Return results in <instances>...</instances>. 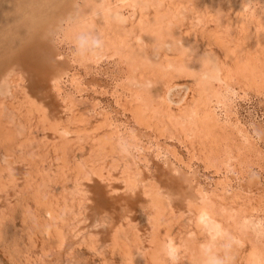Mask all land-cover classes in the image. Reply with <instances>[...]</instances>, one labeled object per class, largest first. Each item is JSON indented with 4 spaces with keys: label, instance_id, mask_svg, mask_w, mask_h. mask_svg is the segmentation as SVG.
Instances as JSON below:
<instances>
[{
    "label": "rangeland",
    "instance_id": "1",
    "mask_svg": "<svg viewBox=\"0 0 264 264\" xmlns=\"http://www.w3.org/2000/svg\"><path fill=\"white\" fill-rule=\"evenodd\" d=\"M0 84V264H201V209L264 264V0H0Z\"/></svg>",
    "mask_w": 264,
    "mask_h": 264
},
{
    "label": "clouds",
    "instance_id": "2",
    "mask_svg": "<svg viewBox=\"0 0 264 264\" xmlns=\"http://www.w3.org/2000/svg\"><path fill=\"white\" fill-rule=\"evenodd\" d=\"M112 19L121 24L127 22V18L119 12L113 13ZM104 46V41L98 33L80 32L74 40L73 55L81 59L99 60L103 56ZM11 95L12 87L0 84V97H10ZM116 143L119 154L126 159H135L144 151L143 143L139 141L135 129L132 128H128L126 132L122 131ZM204 216H209L211 219L206 209H201L195 218V222L205 236V239L199 244L201 264H233L234 250L241 245L239 236L222 226L218 231H210L207 225L200 223ZM240 228L241 231L249 232L257 238L264 237V217L256 215L243 217L240 221ZM162 251L169 264H180L182 247L174 237L169 236L164 240Z\"/></svg>",
    "mask_w": 264,
    "mask_h": 264
},
{
    "label": "bare ground",
    "instance_id": "3",
    "mask_svg": "<svg viewBox=\"0 0 264 264\" xmlns=\"http://www.w3.org/2000/svg\"><path fill=\"white\" fill-rule=\"evenodd\" d=\"M4 25V24H3ZM206 217V216H205ZM213 225V224H212ZM212 227H214V226H212ZM213 229V228H212Z\"/></svg>",
    "mask_w": 264,
    "mask_h": 264
}]
</instances>
